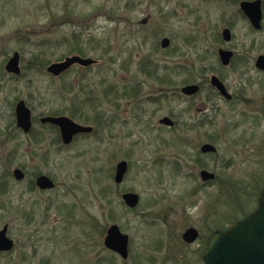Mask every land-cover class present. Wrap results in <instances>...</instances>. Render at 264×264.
Masks as SVG:
<instances>
[{"label":"rangeland","instance_id":"374dc122","mask_svg":"<svg viewBox=\"0 0 264 264\" xmlns=\"http://www.w3.org/2000/svg\"><path fill=\"white\" fill-rule=\"evenodd\" d=\"M240 1L0 0V183L5 180L10 188L8 195L0 196V229L7 224L17 243L11 256L0 254V264H97L100 258L101 264H203L204 240L214 230H223L221 225L228 226L230 181L243 188L259 169L255 163H264V116H249L260 121L257 126L245 124L243 112H232L245 107L222 105L218 115L202 117L197 106L188 108L194 101L186 102L178 91L184 80L199 78L204 67L214 66L218 48L254 59L264 55V0L261 30L250 27L239 11ZM146 17L148 22L141 25ZM224 28L231 31L228 43L220 37ZM73 37L81 43L79 56L96 60L95 65L73 66L58 78L30 68L35 57L48 66L78 55L69 52V45L77 47ZM164 37L170 45L161 49ZM13 53L20 56L18 76L4 70ZM148 58L158 75L177 65L185 71H170L174 93L160 105L144 103L141 116L136 109L133 117L122 110L115 95L132 81H146L145 87L159 93L164 86L146 80L138 69ZM224 74L234 83L239 77L230 70ZM250 75L258 77L255 69ZM108 93H113L109 99L104 97ZM247 94L261 101L260 93ZM20 100L36 119L33 137L26 138L15 127L14 106ZM80 108L88 120H73L95 132L68 146L51 143L56 132L42 127L38 119L51 110L69 117L70 110ZM259 108L260 103L254 106ZM162 116L171 117L176 125L159 126ZM200 116L203 125L198 127ZM233 120L240 121L236 131L231 128ZM42 136L44 141L32 142ZM210 140L216 154L201 155L200 145ZM121 160L129 168L116 185L114 168ZM198 164L219 180L203 184ZM15 168L27 172L22 182L12 178ZM36 172L52 176L56 188L29 191ZM124 192L139 196L135 209L123 206ZM9 200L11 214L6 212ZM28 216L33 222L22 225ZM112 224L128 236L127 259L103 246ZM190 227L198 231V239L185 244L181 236Z\"/></svg>","mask_w":264,"mask_h":264},{"label":"water","instance_id":"95a60500","mask_svg":"<svg viewBox=\"0 0 264 264\" xmlns=\"http://www.w3.org/2000/svg\"><path fill=\"white\" fill-rule=\"evenodd\" d=\"M239 10L248 20L254 30H260L262 25V2L261 0L241 1ZM146 18L140 21L145 24ZM222 40L229 42L231 40V31L228 28L221 30ZM169 45V39L163 38L160 42L162 49ZM219 60L223 65H227L232 57L231 51L220 49L218 51ZM20 56L13 53L7 60L4 70L6 73L18 76L20 74L19 66ZM96 61L92 58H83L78 55L65 57L62 61L50 63L45 71L50 76L57 78L67 72L73 66L89 67ZM256 67L264 71V56H259L256 60ZM212 84L216 86L219 92L229 98L221 82L212 77ZM197 87L189 85L182 88L181 92L185 95L196 93ZM14 116L16 126L27 133L31 126V110L23 100L16 102L14 106ZM41 124H50L58 128L62 145H69L73 138L80 134H89L92 128L79 125L73 122L67 116H43L39 119ZM160 123L171 127L174 122L168 118H163ZM203 154L215 153L216 148L211 144H203L200 147ZM128 171L126 161H119L115 165L113 182L121 184ZM14 178L20 180L22 173L19 169L13 171ZM199 177L202 182H210L215 179V175L207 170H200ZM39 188H51L52 182L46 176H40L36 180ZM121 200L129 209H134L139 203V197L132 192L122 194ZM198 238V231L195 228L186 229L181 239L185 244H192ZM128 236L121 233L119 227L115 224L110 225L103 239V246L121 259L128 257ZM12 248V242L6 236V227L0 230V252H7ZM204 264H264V183L260 190L255 209L233 223L226 230H216L207 238L206 246L202 254Z\"/></svg>","mask_w":264,"mask_h":264},{"label":"flooded vegetation","instance_id":"af4514ba","mask_svg":"<svg viewBox=\"0 0 264 264\" xmlns=\"http://www.w3.org/2000/svg\"><path fill=\"white\" fill-rule=\"evenodd\" d=\"M146 19H147V21H146V23H147L149 18L146 17ZM145 24H141V25H145ZM220 37H221V33H220ZM164 38H166V37H164ZM231 38H232V35H231ZM162 39L163 38L160 39V42H161ZM221 39H222V37H221ZM160 42H159V46H160ZM223 42H225V41H223ZM169 45H170V40H169ZM169 45L166 48H168ZM160 48H161V46H160ZM166 48H164V49H166ZM220 49H223V50H226V51H231V53H232V57H231V59H230V61H229V63L227 65H223L221 63V61L219 60L218 51ZM259 56H264V55H258L254 59L253 57L252 58L248 57V55H242V56L238 55L236 52H234L232 50H229V49L218 48L217 51H216L215 56L213 57L215 59V61H216L214 66H211L209 69L204 67V69L201 71V74H200L199 78H195V79H192V80L191 79L184 80L182 82L183 84L179 88L178 97L183 98L186 102L194 101V103L190 104L188 108L191 109L190 106H192V107L193 106H197V111L199 112V115H201L202 117L203 116H207L208 114H211V113H213L214 116L218 115L220 113L221 109H222V105H226L228 107L229 106H234V105H236L237 107L238 106L245 107V110L239 111V112H236L238 108H233L232 112H233V114H241L243 112L242 114L244 115L245 124L250 123L253 126H257L259 123L257 125H254L252 123L253 119L249 118V116H262V115L264 116V71L261 70V69H258L256 67V60H257V58ZM238 57H240V58H238ZM96 62L93 65H95ZM93 65H91V66H93ZM91 66H89V67H91ZM154 66H156V65H154L153 62L150 60V58H148V59H143L140 62L138 69H139L140 74L143 75V77L146 80L150 81L151 83H157V84H161L162 86H164L162 89H160V91H159V93L157 95H155L152 92V87L151 88H147V87L144 86V84L146 85L148 83L146 81H142V82L132 81L130 83L123 84L121 86L120 92L119 93L117 92L116 95H115V97L119 101V104H120V102H122V105L120 104V107L122 108V110L123 111L128 110L130 113H132L133 117H136V115H135V110L136 109L139 111L138 117L141 116V112H143V110H144V108H143L144 103L151 104V105H160L161 101L167 100L169 98V94H173L174 93L173 92V89H174L173 84L174 83L171 81V79H170L171 76L168 75V73H171L170 71L174 72V70H176V71H178L177 74H179L180 72L183 73V70H184L181 65H177V66H174V67H171V68L170 67H166V72L167 73L165 75H158V72H156V70H157L156 68L157 67H154ZM89 67H86V68H89ZM241 67H245V68L249 67V70L240 72V70H241L240 68ZM81 68H83V67H81ZM254 69H255V72H257L258 77H252V75L249 76V72H253ZM228 70L232 71L234 74H237V76H239V77H237L236 83L229 81V78L224 74ZM245 76H247V77H245ZM212 77L217 78L219 80V82L222 83V85L224 86V89L226 90V92L229 95V98H227L226 96L222 95L219 92V90L216 88V86H214L212 84ZM189 85H195L197 87L196 93L191 94V95L183 94L181 92L182 88L185 87V86H189ZM109 90H112V88L109 89ZM247 90H250V92L253 91L256 94V97H258V93H260L261 96H259V97H261V101L258 102L257 100H255L253 98L251 100L250 99L251 96L250 97L248 96ZM112 94L113 93L104 94V97L109 99V95H112ZM258 103H260L261 108L254 110V106L256 104H258ZM240 110H242V109H240ZM79 111H80V113H82L83 109L80 108V110H78L77 112H79ZM155 113H152V115H155ZM59 116H64V115H59ZM201 116H200L201 119H199L198 123H202V124H198V127L200 125L201 126L203 125V118ZM165 117L170 118L174 122L173 126L168 127V126H165L162 123H160V121L163 118H165ZM39 119H38V123L42 127H47L49 132H52V131L56 132V137L53 140H51V143H53V144L59 143V142L61 143L60 133H59L58 128L53 126V125H50V124H41L39 122ZM31 120H32V126H31L30 130L27 133H25L21 129H19L16 126V123H15V127L17 129V132L21 133L26 138L29 137V136L33 137V135H34L33 126H34V121L35 120H34V118L32 116V113H31ZM71 120L73 122H75L73 119H71ZM200 120H202V122H200ZM250 120H252V121H250ZM206 121H208V120H205L204 122H206ZM234 121L235 120H233V123L231 124L232 125L231 128L233 127V130L236 131V130H238V128L240 126V124H239L240 121H239V123L238 122L234 123ZM241 121H244V120L242 119ZM104 122H106V124H108L107 123L108 119H107V121H104ZM77 124H79V123H77ZM157 124L159 126H161V127L172 128V127H174L176 125V122L169 116H162L160 119H158ZM79 125H82V124H79ZM83 126H89V125H83ZM186 126H189V125H186ZM89 127L92 128V131L89 134L77 135V136H75L73 138L72 142L78 137L88 136V135L93 134L95 132L94 128L92 126H89ZM252 130L253 129L250 128L247 131H252ZM239 132H240V135L242 136V135H244L242 132H246V130L243 129L242 131H239ZM44 138H45L44 136H42V138L39 137L38 139L37 138H32V142H34V143L38 142L39 143V142L44 141ZM249 140L250 139H248V138L245 139L243 141V144H244L245 141H249ZM213 143H215V142L213 140H210V143H203V144H211V145H213L215 147V145ZM203 144H201L200 147ZM200 147H199L198 151H199V153L201 155H215L216 154V153L203 154V153L200 152ZM216 151H217V149H216ZM121 161H124V160H121ZM198 168H200V167L198 166ZM16 169H19L21 171V173H22V178L20 180H16L14 178L13 171L16 170ZM200 170H206V169L200 168ZM200 170L198 171V175H199ZM13 171L11 173L12 178L15 181H17V182H22L27 176V172H24L22 168H15V169H13ZM208 172H210V171H208ZM40 176H46L52 182V187L51 188H44V189L39 188L37 186V184H36V180ZM113 176H114V174H113ZM215 178H216V175H215ZM29 183H30L29 191H38L40 193L52 192L57 186L56 182L53 180L52 176L47 175V174L45 175L43 173L41 174L39 172L38 173L36 172V173L32 174V179L29 181ZM202 183L203 184H207L205 182H202ZM208 183H211V182H208ZM118 185H120V184H118ZM9 189H10L9 187L7 189V187L5 186V180L3 182H1L0 183V196L5 195L6 193L8 195L9 194ZM124 193H126V192H124ZM124 193H122V194H124ZM122 194H121V196H122ZM139 202H140V198H139ZM122 204H123V206L125 208H127L124 205L123 202H122ZM10 207L12 208L11 200H9V205L6 208V212L8 214H11L13 212V210ZM127 209H129V208H127ZM129 210H133V209H129ZM16 212H17V214L20 213V211L18 210V207H17L16 211L14 210L15 214H16ZM32 222H33V220H32V218H29V216L26 219L21 220L22 225H29ZM3 227H6V236H7V238L9 240H11L12 248L9 251H7V252H0V254H6L8 256H11L17 249V243L12 238V236H10L11 235V233H10L11 230L8 228V225L5 224V225L2 226V228ZM105 234H106V232H105ZM207 238L208 237H206V239ZM204 248H205V246L203 247L202 253L200 255L201 263H203L202 254H203ZM25 257L26 256H22V259L25 260L26 259Z\"/></svg>","mask_w":264,"mask_h":264},{"label":"trees","instance_id":"16d2710c","mask_svg":"<svg viewBox=\"0 0 264 264\" xmlns=\"http://www.w3.org/2000/svg\"><path fill=\"white\" fill-rule=\"evenodd\" d=\"M239 0H236L238 2ZM75 36V35H73ZM73 40L76 42V49L71 48L68 42V39H64V44L69 45V52H75L78 55H82V48L80 47L81 43L79 44L77 41L76 37H73ZM30 68L36 70L38 73H43L45 71V67L47 66V62L43 61L42 59H39L38 57H35L30 60ZM66 74V73H65ZM64 74V75H65ZM62 77V76H61ZM16 78V77H14ZM78 111V109H77ZM76 110H70L69 112V117L71 119H83L84 121L88 120V117L84 115V112L80 113L77 112ZM63 111L59 110H51L49 112V116H59L63 115ZM36 120V119H34ZM260 121L258 120H253L252 123L257 125ZM259 169H257L256 172H253L250 174V179L246 181L245 186L243 188H239L238 185L233 183V181H230V185L227 186L226 188V193L229 194V199L227 198V205H230V215L227 216V223L226 225L228 226H220L223 230H226L229 226H231L234 222L237 220L243 218L246 216L248 213H250L253 209L250 207L248 208V204L252 203V205L256 204V200L258 197V193L260 189L263 186L264 182V163L258 161L255 163ZM200 168H205L204 164H198ZM219 180V178L216 177L215 181ZM253 207V206H252ZM255 207V206H254ZM232 208V210H231ZM251 209V210H250ZM205 241V240H204ZM205 243V242H203ZM109 259L108 261H110ZM106 261V262H108ZM104 262L102 258L97 260V264H101Z\"/></svg>","mask_w":264,"mask_h":264}]
</instances>
